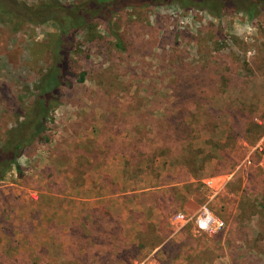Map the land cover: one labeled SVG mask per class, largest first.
Returning a JSON list of instances; mask_svg holds the SVG:
<instances>
[{
	"label": "rangeland",
	"instance_id": "obj_1",
	"mask_svg": "<svg viewBox=\"0 0 264 264\" xmlns=\"http://www.w3.org/2000/svg\"><path fill=\"white\" fill-rule=\"evenodd\" d=\"M212 1L232 13L156 0L111 20L120 47L102 21L76 34L84 82L61 90L46 142L0 180V264H264V9ZM17 27L0 24V146L58 33ZM205 215L222 227L200 228Z\"/></svg>",
	"mask_w": 264,
	"mask_h": 264
},
{
	"label": "trees",
	"instance_id": "obj_2",
	"mask_svg": "<svg viewBox=\"0 0 264 264\" xmlns=\"http://www.w3.org/2000/svg\"><path fill=\"white\" fill-rule=\"evenodd\" d=\"M170 2L182 8H197L206 11L216 18H220L224 13H232L225 9L227 4L212 0H170ZM256 2L249 0L248 3L246 0H241L240 6L233 12H243L252 17L264 9V0H256ZM153 4L160 3H156V0H90L80 5L63 6L54 2L51 7L47 4L34 8L22 6L24 11L21 10L20 13H12L0 5V24L5 27H13L16 30L22 22L47 21L56 22L58 27V33L49 46L51 64L39 77V81L34 87L35 95L30 106L19 115V117H23L22 121L16 119L14 127L6 132L0 146V180L3 179L11 166H15L18 170L17 159L28 148L36 143L46 142L48 112L51 107L59 103L61 90L64 87L71 88L73 81L84 82L85 73L75 71L74 63L70 57L77 46L76 34L79 31H91L98 22L102 21L107 25L108 34L116 41L115 46L120 47V39L114 33L111 20L124 10ZM52 7L53 9H51ZM29 14L32 15V18L33 15L36 16V19L34 21L30 20L31 18L27 19L26 15ZM193 156L195 159L198 152L193 153Z\"/></svg>",
	"mask_w": 264,
	"mask_h": 264
},
{
	"label": "built area",
	"instance_id": "obj_3",
	"mask_svg": "<svg viewBox=\"0 0 264 264\" xmlns=\"http://www.w3.org/2000/svg\"><path fill=\"white\" fill-rule=\"evenodd\" d=\"M257 153L260 156L261 159H264V147H258ZM180 219H182V216H179ZM200 221H202L203 224H205V227L202 228L200 226ZM194 222L203 230L206 231H215L217 229H220L222 227V223L215 221L213 218H211L208 215H205L203 217H199L198 219H195Z\"/></svg>",
	"mask_w": 264,
	"mask_h": 264
},
{
	"label": "flooded vegetation",
	"instance_id": "obj_4",
	"mask_svg": "<svg viewBox=\"0 0 264 264\" xmlns=\"http://www.w3.org/2000/svg\"><path fill=\"white\" fill-rule=\"evenodd\" d=\"M254 3H257L256 0H253Z\"/></svg>",
	"mask_w": 264,
	"mask_h": 264
},
{
	"label": "crops",
	"instance_id": "obj_5",
	"mask_svg": "<svg viewBox=\"0 0 264 264\" xmlns=\"http://www.w3.org/2000/svg\"><path fill=\"white\" fill-rule=\"evenodd\" d=\"M224 136H226V133L224 134Z\"/></svg>",
	"mask_w": 264,
	"mask_h": 264
}]
</instances>
